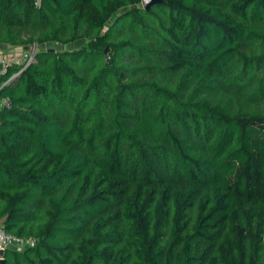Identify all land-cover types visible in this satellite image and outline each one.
Segmentation results:
<instances>
[{"label":"trees","instance_id":"16d2710c","mask_svg":"<svg viewBox=\"0 0 264 264\" xmlns=\"http://www.w3.org/2000/svg\"><path fill=\"white\" fill-rule=\"evenodd\" d=\"M36 2L0 0L38 47L0 76V226L34 240L0 264H264V0Z\"/></svg>","mask_w":264,"mask_h":264},{"label":"built area","instance_id":"2783aa9c","mask_svg":"<svg viewBox=\"0 0 264 264\" xmlns=\"http://www.w3.org/2000/svg\"><path fill=\"white\" fill-rule=\"evenodd\" d=\"M36 3L39 4L40 0H37ZM37 50H38V47L35 45L32 47L30 51H28L27 54L13 53L9 56H6L5 58H3V64L5 66V71H6V68L11 64H18V65L23 66V68H25L27 65L31 63ZM1 103H5L7 106L11 105V102L9 99H4L1 101ZM32 243H34L33 239L24 240V239L17 238L14 235L6 232L3 229V227L0 226V249H6L7 247H11L15 245L24 246L26 244H32Z\"/></svg>","mask_w":264,"mask_h":264},{"label":"crops","instance_id":"0c3cea01","mask_svg":"<svg viewBox=\"0 0 264 264\" xmlns=\"http://www.w3.org/2000/svg\"><path fill=\"white\" fill-rule=\"evenodd\" d=\"M24 47L20 45H9V44H0V76L5 72V66L3 64V58L9 56L13 53H22ZM0 101V105H1Z\"/></svg>","mask_w":264,"mask_h":264},{"label":"water","instance_id":"95a60500","mask_svg":"<svg viewBox=\"0 0 264 264\" xmlns=\"http://www.w3.org/2000/svg\"><path fill=\"white\" fill-rule=\"evenodd\" d=\"M162 0H142L143 7L146 10H149L153 5L161 3ZM50 51H55L54 49H50ZM4 249H0V254L3 255ZM3 260V259H2Z\"/></svg>","mask_w":264,"mask_h":264},{"label":"rangeland","instance_id":"374dc122","mask_svg":"<svg viewBox=\"0 0 264 264\" xmlns=\"http://www.w3.org/2000/svg\"><path fill=\"white\" fill-rule=\"evenodd\" d=\"M28 53V50L26 51V50H24L23 52H22V54H27ZM1 99V98H0Z\"/></svg>","mask_w":264,"mask_h":264}]
</instances>
